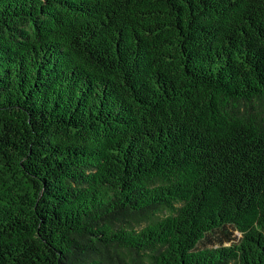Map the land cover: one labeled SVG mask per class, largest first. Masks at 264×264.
Wrapping results in <instances>:
<instances>
[{
	"label": "trees",
	"instance_id": "trees-1",
	"mask_svg": "<svg viewBox=\"0 0 264 264\" xmlns=\"http://www.w3.org/2000/svg\"><path fill=\"white\" fill-rule=\"evenodd\" d=\"M0 264H264V0H0Z\"/></svg>",
	"mask_w": 264,
	"mask_h": 264
}]
</instances>
